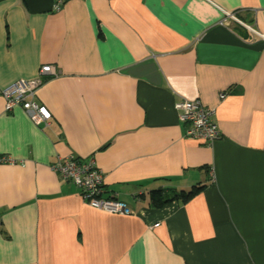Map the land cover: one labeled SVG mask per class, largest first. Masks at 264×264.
<instances>
[{"label": "crops", "instance_id": "1", "mask_svg": "<svg viewBox=\"0 0 264 264\" xmlns=\"http://www.w3.org/2000/svg\"><path fill=\"white\" fill-rule=\"evenodd\" d=\"M44 64L49 126L1 95ZM180 99L215 110L211 144ZM0 153V264H264V0H0ZM57 155L92 157L131 212L86 204Z\"/></svg>", "mask_w": 264, "mask_h": 264}, {"label": "built area", "instance_id": "2", "mask_svg": "<svg viewBox=\"0 0 264 264\" xmlns=\"http://www.w3.org/2000/svg\"><path fill=\"white\" fill-rule=\"evenodd\" d=\"M66 0H51V9L59 10ZM232 14L222 11L220 22H224ZM56 75L53 65L44 64L38 69V74L32 79L20 78L1 89L4 99V109L11 110L14 106L20 107L34 123L50 125V111L43 103L35 100L36 89L42 82L44 75ZM225 97V92L219 95ZM174 108L177 118L184 124V134L201 143L211 144L217 139L220 131L213 118L215 110L202 104L199 100L180 99L175 101ZM15 159L6 153H0V164L14 163ZM50 169L61 177L75 184L82 200L90 207L114 214H128L131 212L128 205L118 198L102 195L103 175L96 166L92 157L78 159L72 155H57L49 165Z\"/></svg>", "mask_w": 264, "mask_h": 264}, {"label": "trees", "instance_id": "3", "mask_svg": "<svg viewBox=\"0 0 264 264\" xmlns=\"http://www.w3.org/2000/svg\"><path fill=\"white\" fill-rule=\"evenodd\" d=\"M202 187L203 185L201 184H195L187 190L170 187L156 188L150 191L149 202L155 207H160L174 200L185 202L194 196Z\"/></svg>", "mask_w": 264, "mask_h": 264}]
</instances>
